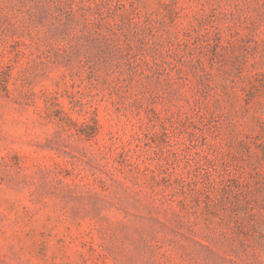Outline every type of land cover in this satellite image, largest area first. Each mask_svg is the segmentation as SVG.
I'll list each match as a JSON object with an SVG mask.
<instances>
[{
  "label": "rangeland",
  "instance_id": "1",
  "mask_svg": "<svg viewBox=\"0 0 264 264\" xmlns=\"http://www.w3.org/2000/svg\"><path fill=\"white\" fill-rule=\"evenodd\" d=\"M0 264H264V0H0Z\"/></svg>",
  "mask_w": 264,
  "mask_h": 264
}]
</instances>
